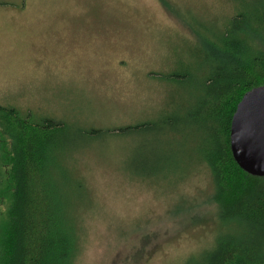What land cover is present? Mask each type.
Returning a JSON list of instances; mask_svg holds the SVG:
<instances>
[{"label": "rangeland", "instance_id": "rangeland-1", "mask_svg": "<svg viewBox=\"0 0 264 264\" xmlns=\"http://www.w3.org/2000/svg\"><path fill=\"white\" fill-rule=\"evenodd\" d=\"M167 1L0 0V106L102 130L62 159L76 264H181L221 231L201 129L185 126L207 72L182 16L216 29L250 0Z\"/></svg>", "mask_w": 264, "mask_h": 264}, {"label": "trees", "instance_id": "trees-1", "mask_svg": "<svg viewBox=\"0 0 264 264\" xmlns=\"http://www.w3.org/2000/svg\"><path fill=\"white\" fill-rule=\"evenodd\" d=\"M161 1L174 10L167 0ZM182 19L197 39V68L207 72L185 126L201 129L196 154L211 175L210 199L217 204L221 231L212 246L181 264H264V176L245 172L230 145L238 103L248 91L264 85V0L246 2L216 29ZM100 131L70 129L52 120L33 123L16 109L0 106V264H76L80 236L66 194V185L70 190L72 185L62 159L75 139Z\"/></svg>", "mask_w": 264, "mask_h": 264}, {"label": "water", "instance_id": "water-1", "mask_svg": "<svg viewBox=\"0 0 264 264\" xmlns=\"http://www.w3.org/2000/svg\"><path fill=\"white\" fill-rule=\"evenodd\" d=\"M230 145L237 164L253 176H264V85L248 91L232 117Z\"/></svg>", "mask_w": 264, "mask_h": 264}]
</instances>
